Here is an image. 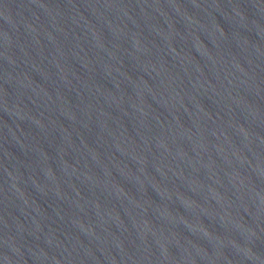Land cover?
<instances>
[{
  "label": "water",
  "instance_id": "obj_1",
  "mask_svg": "<svg viewBox=\"0 0 264 264\" xmlns=\"http://www.w3.org/2000/svg\"><path fill=\"white\" fill-rule=\"evenodd\" d=\"M0 264H264V0H0Z\"/></svg>",
  "mask_w": 264,
  "mask_h": 264
}]
</instances>
